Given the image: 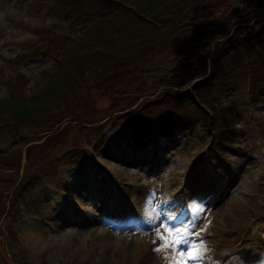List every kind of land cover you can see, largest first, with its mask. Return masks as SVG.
Instances as JSON below:
<instances>
[{"label": "rangeland", "instance_id": "rangeland-1", "mask_svg": "<svg viewBox=\"0 0 264 264\" xmlns=\"http://www.w3.org/2000/svg\"><path fill=\"white\" fill-rule=\"evenodd\" d=\"M229 4L207 11V19L184 31L186 52L157 48L110 82L91 87L90 104L54 111L47 121L0 128V264H188L190 253L198 257L192 264H264V99L258 97L252 107L245 96L238 102L241 113L228 123L238 128V142L224 148L221 160L207 153L209 140L178 133L148 156L132 159L125 123L115 120L127 107L157 105L178 98V92L193 96L194 87L210 83L209 55L216 53L210 39L222 33L219 20L261 1ZM61 19L41 0H0V80L20 69L30 80L26 99L29 90L43 86L51 61L36 56L18 62L22 44L41 28L64 26ZM235 63L243 88L247 74ZM222 86L225 94L227 85ZM227 99L219 97L222 104ZM41 134L46 137L36 141ZM101 139L102 147L93 149ZM33 143L23 167L40 178L12 197L24 171L18 155ZM74 148L85 153L71 166L63 154ZM185 184L186 201L180 193ZM177 232L187 241L179 245L183 255L173 251Z\"/></svg>", "mask_w": 264, "mask_h": 264}, {"label": "trees", "instance_id": "trees-1", "mask_svg": "<svg viewBox=\"0 0 264 264\" xmlns=\"http://www.w3.org/2000/svg\"><path fill=\"white\" fill-rule=\"evenodd\" d=\"M44 1L57 11L65 25L36 31L34 40L22 44L23 54L17 60L22 63L39 56L51 61V66L41 79L43 86L29 90L32 95L27 99L24 90L30 80L20 69L16 67L11 79L0 80L5 89V96L0 97V128L47 121L54 111L60 114L90 104L91 87L110 82L115 75L147 59L161 46L186 52L190 47L182 48L184 31L207 19V11L230 6L229 0ZM260 1V6L234 9L232 15L219 20L222 33L210 39L216 53L207 52L211 57L210 69L214 72L210 74V83L202 87L209 99L199 97L200 92L197 94L204 85L200 83L192 91L194 97L186 91L167 102L146 106L139 103L134 109L122 110L127 111L124 115H116L115 120L125 123L129 147L134 152L146 151L149 146L173 137L176 131L188 135L200 131V136L210 140L206 151L218 153L220 158L224 147L233 146L237 132L229 128L228 123L233 122V114L239 107L232 95L242 89L236 85L242 76L237 75L236 61L242 63L247 74L248 103L264 96V0ZM206 41L203 38L200 43ZM223 61L228 64L224 68ZM92 75L105 80L91 81ZM108 75L113 76L108 78ZM223 84L227 85L225 94L230 97L221 105L219 97L225 95ZM67 87L71 88L69 94ZM45 135L41 134L36 141ZM103 140L97 141L93 149H99ZM33 147L26 149L25 159ZM84 153V149L74 148L63 156L66 164L73 166L81 162ZM17 159L20 168L22 152ZM23 168V174L15 180L12 197L27 192L40 178L36 173L26 174L25 166ZM6 213L7 210L2 209V214Z\"/></svg>", "mask_w": 264, "mask_h": 264}, {"label": "snow or ice", "instance_id": "snow-or-ice-1", "mask_svg": "<svg viewBox=\"0 0 264 264\" xmlns=\"http://www.w3.org/2000/svg\"><path fill=\"white\" fill-rule=\"evenodd\" d=\"M176 235L179 237V241H178V245L176 247H173V251L175 252V251L179 250L180 254L183 255V249H180L179 245H185V244H187V241L181 236V234L179 232H177ZM161 239H163V238L161 237ZM166 246H167V243L165 242V244L162 245L161 248L156 249V250L162 251L164 249V247H166ZM190 255H191V260L188 262V264H192V261H194L198 258L196 254L190 253ZM177 264H182V262L177 261Z\"/></svg>", "mask_w": 264, "mask_h": 264}, {"label": "bare ground", "instance_id": "bare-ground-1", "mask_svg": "<svg viewBox=\"0 0 264 264\" xmlns=\"http://www.w3.org/2000/svg\"><path fill=\"white\" fill-rule=\"evenodd\" d=\"M205 85H207V84L202 85V86L199 88V90L196 91V92H197V94L200 92V93H199V97H203V98L209 99V97H207V95H204V92H203V89H202V87L205 88ZM181 93H184V92H178V93H176L175 95L178 96V95H180ZM194 93H195V92H193V94H194ZM221 105H222V103H221ZM207 264H212V263L208 262Z\"/></svg>", "mask_w": 264, "mask_h": 264}]
</instances>
